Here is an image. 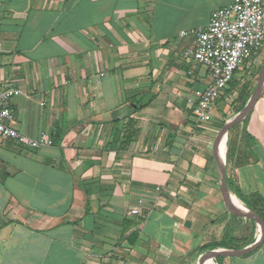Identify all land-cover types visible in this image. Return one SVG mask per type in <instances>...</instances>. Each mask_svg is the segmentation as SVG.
Masks as SVG:
<instances>
[{"label": "crops", "instance_id": "crops-1", "mask_svg": "<svg viewBox=\"0 0 264 264\" xmlns=\"http://www.w3.org/2000/svg\"><path fill=\"white\" fill-rule=\"evenodd\" d=\"M232 2L0 0V85L23 93L13 126L54 141L0 138V264H264V241L210 257L258 227L225 204L220 127L187 101L208 78L181 34ZM239 125L231 192L264 197V90Z\"/></svg>", "mask_w": 264, "mask_h": 264}, {"label": "built area", "instance_id": "built-area-1", "mask_svg": "<svg viewBox=\"0 0 264 264\" xmlns=\"http://www.w3.org/2000/svg\"><path fill=\"white\" fill-rule=\"evenodd\" d=\"M181 35L196 37L191 54L193 60L207 70L206 86L194 90L187 98L194 120L198 124H207L214 117L216 102L236 73L264 48V2L233 0L229 6L212 13L206 28L182 32ZM22 94L7 84L0 85V138L31 150L53 146L54 141L48 132L31 139L14 128L16 113L11 104ZM132 214L141 215V211L134 209Z\"/></svg>", "mask_w": 264, "mask_h": 264}, {"label": "water", "instance_id": "water-1", "mask_svg": "<svg viewBox=\"0 0 264 264\" xmlns=\"http://www.w3.org/2000/svg\"><path fill=\"white\" fill-rule=\"evenodd\" d=\"M264 90V64L261 68L257 86L255 87L249 101L242 111L234 115L232 118L228 119L224 124L220 136H219V145H218V158L220 163V187L221 193L224 199L225 204L228 208L236 213L245 216L246 218L254 221L258 227V235L253 243L250 245L239 249V250H217L213 252L210 257L214 260L218 255L219 256H246L253 253L258 246L264 240V223L262 220L251 211L240 199L236 198L228 185L227 179V152H228V137L229 132L235 126L242 124L248 116L254 110L257 102L261 98Z\"/></svg>", "mask_w": 264, "mask_h": 264}, {"label": "trees", "instance_id": "trees-1", "mask_svg": "<svg viewBox=\"0 0 264 264\" xmlns=\"http://www.w3.org/2000/svg\"><path fill=\"white\" fill-rule=\"evenodd\" d=\"M240 71H238L235 75V78L233 79V81L231 82L230 86L226 89L225 95L221 96V98L218 101L224 100L227 96H229L230 94H233L237 91H239V94L236 98V100L232 103V107H233V113L234 115L239 113L240 111H242L244 109V107L246 106L247 102L249 101L254 89H255V84L258 82L259 79V74L256 76V83L254 82H250L248 83L246 86L243 85L240 89V85H241V80L238 79V75H239ZM226 123V121H222L220 124V130H222L224 124ZM240 127V125L235 126L234 128H232L229 132V149L227 152V164H229L232 159H233V149H232V139L230 137L231 132ZM228 185L231 191L235 190L238 191V189H236L232 183V181L228 178ZM238 193V197L241 199V201L251 210L253 211L264 223V197L262 195H260L259 193H252L249 195H244L241 192H237ZM251 223L254 225L255 230L257 229V224L251 220ZM264 241V240H263ZM254 242V233L253 235L248 239V240H239V242H235V240H230L228 239V236H225L223 238L222 241H220L217 244H214L213 246H209V247H223V248H228V249H242L248 245H250L251 243ZM263 243V242H262ZM262 243L258 246V248L256 250H258Z\"/></svg>", "mask_w": 264, "mask_h": 264}, {"label": "rangeland", "instance_id": "rangeland-1", "mask_svg": "<svg viewBox=\"0 0 264 264\" xmlns=\"http://www.w3.org/2000/svg\"><path fill=\"white\" fill-rule=\"evenodd\" d=\"M263 64H264V48L260 53V55H258L251 61L247 62L240 70V73L238 75V79L241 80L240 89L243 85L246 86L250 82L256 83V76L260 74ZM201 67L203 71L206 70L204 66ZM257 83L255 84V87L257 86ZM238 94L239 91L230 94L224 100L216 102L215 109L213 111L214 119L209 124H215L217 126H220L221 122L219 121L217 114L221 120L226 116L232 117L234 111L232 107V103L236 100ZM223 114H225V116H223Z\"/></svg>", "mask_w": 264, "mask_h": 264}]
</instances>
